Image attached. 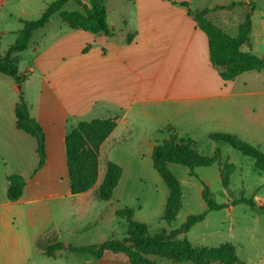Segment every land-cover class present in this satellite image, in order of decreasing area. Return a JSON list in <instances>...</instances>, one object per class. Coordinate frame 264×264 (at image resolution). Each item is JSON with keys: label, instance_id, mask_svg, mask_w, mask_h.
Masks as SVG:
<instances>
[{"label": "crops", "instance_id": "1", "mask_svg": "<svg viewBox=\"0 0 264 264\" xmlns=\"http://www.w3.org/2000/svg\"><path fill=\"white\" fill-rule=\"evenodd\" d=\"M55 1L0 0V53L15 43L23 20L38 19ZM251 1L107 0L106 20L114 37L73 29L53 18L33 33L28 49L16 55L24 82L18 84L0 73V264H130L123 255L106 253L97 258L46 251L58 243L80 246L78 237L85 235L86 226L78 220L90 215L87 206L101 207L93 216L95 227L109 216L118 217L121 209L113 201L126 169L117 151L138 160L137 170L157 183L161 208L166 210L170 189L154 168L152 156L154 147L168 139V127L194 142L230 134L264 152V70L223 80L210 61L208 37L194 20L196 12L221 7L207 18L236 37L251 14L250 40L242 50L263 58L264 30L253 40ZM82 2L90 7V0ZM237 7H246L239 20L232 18ZM78 10L82 11H74ZM222 16L225 21L220 23ZM231 25L237 35L228 32L234 30ZM21 97L46 137V161L38 170L37 140L16 125ZM97 119H116L117 125L100 147L96 185L76 194L66 136L80 123ZM125 140L136 141L130 154L122 152ZM109 162L118 164L123 173L112 198L104 201L97 192ZM12 175L26 181L17 201L7 196Z\"/></svg>", "mask_w": 264, "mask_h": 264}, {"label": "trees", "instance_id": "2", "mask_svg": "<svg viewBox=\"0 0 264 264\" xmlns=\"http://www.w3.org/2000/svg\"><path fill=\"white\" fill-rule=\"evenodd\" d=\"M70 1H74L82 11H64L65 5ZM106 5L107 0H90V7L81 0H57L51 3L38 19L23 20L21 22L23 27L19 31L15 43L5 54L0 53V73L13 78L18 84L24 82L25 76L19 72L20 60L16 55L28 49L33 33L46 27L54 15H59L70 28H79L94 34L114 37L115 31L108 26L106 20ZM220 8L196 12L194 15L198 27L208 37L212 65L219 69L220 75L225 81H232L245 72L263 71L264 57L259 58L251 52L242 50L243 45L250 40L252 32L251 14L246 16L239 27L238 35L233 37L207 18L210 12ZM130 41L131 36L127 39V42ZM15 113L17 128L37 140L38 170L46 161V137L43 128L31 117L30 106L23 97L17 104ZM116 125V119L82 122L66 136L68 170L74 193L87 192L96 185L99 174L100 147L114 131ZM167 132L170 133L168 139L154 147L152 159L154 168L170 189L163 221L172 223L182 206L183 192L180 181L169 171L168 164H180L192 171L198 167H210L219 164L221 166L222 185L225 189L229 188L230 176L235 167L229 163H221L219 150L213 156H204L198 151L193 140L180 137L172 127H168ZM209 139L228 144L242 155L252 158L255 167L264 174V153L258 148L225 133L212 134ZM122 173V168L118 164L108 163L106 176L98 190L100 199L108 201L112 198ZM25 184L26 181L22 176H9L8 199L10 201L19 200ZM203 186L202 198L207 206L206 211L198 215H190L179 229L150 234L146 225L134 220L133 209L126 208L117 212V216L125 218L128 224L125 239L111 238L104 243L89 246L58 243L50 246L46 253L54 255L56 251L66 250L71 253L91 254L97 258L109 253L114 256H125L130 264H157L148 258L149 255L162 257L175 263L236 264L238 258L234 248L230 245L210 249L194 246L187 239L181 240L179 238L180 235H186L196 224L204 221L209 212L227 207V204L216 203L209 187L205 184ZM239 203H246L253 208L257 207L253 198L246 199L244 197L232 201L230 205ZM260 208H264V205Z\"/></svg>", "mask_w": 264, "mask_h": 264}, {"label": "rangeland", "instance_id": "3", "mask_svg": "<svg viewBox=\"0 0 264 264\" xmlns=\"http://www.w3.org/2000/svg\"><path fill=\"white\" fill-rule=\"evenodd\" d=\"M82 1L89 3V0ZM222 1L245 2L247 0ZM256 2V0H252L250 4L254 7L255 31L253 40L258 38L260 31L264 30L262 27L264 0H259L257 5ZM76 9L79 7L74 1L65 6L66 11ZM245 11L246 7H237L233 11L232 18L239 20ZM60 19L61 17L55 15L52 21L63 24ZM219 21L223 23L225 17L222 16ZM231 27L233 28L232 25ZM235 29L228 32L237 35ZM237 138L248 143L243 138ZM195 143L198 151L204 156H213L215 151L219 149L221 163H229L235 167L230 176L228 189L222 185L221 166L219 164L210 167H198L194 171L180 164H169L170 171L180 181L183 201L175 220L172 223H167L163 221L165 210L161 208L162 193L157 188V183L147 172L137 170L136 161L138 160L135 157L128 159L117 151V158L124 164L126 173L116 190L117 197L113 203L118 205L121 210L133 209L134 219L137 222L146 225L150 234H159L164 230L179 229L190 215H198L206 211L207 206L202 198L203 185L205 184L212 192L215 202L227 204V207L209 212L204 221L196 224L186 235H181L179 238L181 240L187 239L194 246L210 249L230 245L234 248L238 258L236 264H264V208H260L264 205V174L255 167L252 158L242 155L228 144L213 142L206 138ZM122 144V152L126 151L127 154H130L129 148H136V141L125 140ZM212 145L216 146L215 149L212 148ZM102 164L105 173L104 161ZM140 178L145 179L141 180ZM242 197L253 198L257 207L253 208L246 203L230 205L232 201ZM101 204L105 203L102 202ZM87 208L90 210V215L83 217L81 222L78 220L79 224L83 223L86 226L85 235L78 237L80 246L96 245L107 239L122 240L127 237L128 224L125 218L109 216L101 225L95 227L92 224L93 216L99 212L101 207L92 205V207L87 206ZM148 258L157 264H191L188 262L175 263L155 255H149Z\"/></svg>", "mask_w": 264, "mask_h": 264}]
</instances>
